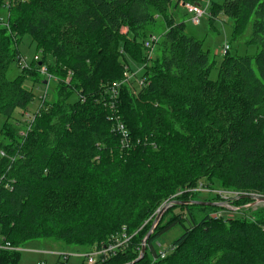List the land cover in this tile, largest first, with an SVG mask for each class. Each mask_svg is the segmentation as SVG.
I'll return each mask as SVG.
<instances>
[{
    "label": "trees",
    "instance_id": "1",
    "mask_svg": "<svg viewBox=\"0 0 264 264\" xmlns=\"http://www.w3.org/2000/svg\"><path fill=\"white\" fill-rule=\"evenodd\" d=\"M198 1L9 0L23 11V35L38 53L31 63L49 62L38 83L53 78L56 90L33 113L23 141L0 140L3 241L73 245L123 229L133 242L95 264H125L138 257L152 224L141 222L163 201L224 202L168 207L135 264H264V208L248 216L240 207L252 201L242 195L264 196V0L212 4L210 19L225 14L232 36L248 29L245 43L257 47L253 55L227 50L215 80L209 52L174 17L179 4ZM159 24L158 35H144ZM149 36L157 38L151 48L144 46ZM18 56L0 36L3 118L33 100L22 76L6 78ZM123 75L129 80L120 84ZM200 186L222 187L226 197L200 199ZM174 228L169 248L155 246ZM19 251L0 249V264H17Z\"/></svg>",
    "mask_w": 264,
    "mask_h": 264
},
{
    "label": "rangeland",
    "instance_id": "2",
    "mask_svg": "<svg viewBox=\"0 0 264 264\" xmlns=\"http://www.w3.org/2000/svg\"><path fill=\"white\" fill-rule=\"evenodd\" d=\"M2 1L0 0V3ZM223 0H199L198 5L201 9L204 10V14L200 17L198 24H193L191 18L193 13L189 11L184 6H178L175 12V19L178 22L183 23L184 32L201 42V48L204 51H208L211 59L213 60L212 67L209 71L208 77L211 80H215L217 77V70L219 62L223 57V47L228 45V53L231 55H253L257 51L255 45H248L245 43V39L248 36L249 30L241 34L240 36H232V21L228 16L223 13L217 15L216 18L210 19L209 11L212 4H221ZM14 5V4H13ZM23 11L17 9L16 7H10L9 0H4L2 7L0 9V36L2 37L4 45L7 47L9 53L15 58L18 56V61H12L6 71V78L13 79L17 76H22L21 85L31 90L33 94V100L27 105L26 110L20 108H14L10 117L3 118L0 115V140L3 143H17L18 141H23L27 133L30 123L32 125L36 122L34 119L33 113L40 111L42 106L46 101H53L55 97L56 88L55 80L50 78L48 85L38 83L43 78V73H45V68L50 66L48 60L45 62L42 68H36L35 63H31L33 56L38 54L35 50V45L29 34L25 33L23 35L22 21ZM153 31L155 35H158L159 32L163 31V25L159 24L156 28H149L144 31V35ZM125 29L122 30L124 32ZM130 68L133 72L139 74L141 68L139 64L133 63L129 60ZM24 70V71H23ZM126 77V76H125ZM118 78V77H117ZM115 79V82L118 79ZM69 80V78H67ZM126 80H129L128 76L120 82L123 84ZM70 81V80H69ZM48 88V90H47ZM43 114H46L44 112ZM55 121V120H54ZM35 125V124H34ZM55 133H53V127H47L46 138L50 142L54 138ZM222 187H217L215 189H210L209 187H198L202 193L198 195L200 199L207 198L214 194L220 195L222 198L226 197L225 190H221ZM195 190V189H194ZM230 192V191H229ZM210 194V195H209ZM168 201H163L160 206L154 209L153 213L148 217V219L143 220L141 223L144 226L147 222H153L158 210ZM229 210H235L237 207L230 206ZM250 209V212L246 211V215L257 209L264 208V204L252 205L250 202L240 206ZM175 214H185L184 211L180 209L174 210ZM218 214V213H217ZM223 214L226 217H233L231 211H224ZM1 231V230H0ZM116 234H107L103 236L101 240L96 241H86L74 243L73 245H66L63 242L53 241L52 239H31L27 240L20 247L19 251V260L17 264H88L86 258L82 254H86L90 251H95L103 243H112L114 244L116 237L123 239L124 243L118 245V247H126L133 242L131 240V234L126 233L123 229L116 230ZM129 235V236H128ZM179 235L178 229H172L170 232L161 236L159 241L155 243V246H162L163 249L169 248L168 245L171 243L176 236ZM130 239V240H129ZM133 239V238H132ZM0 240H3L0 235ZM13 241L15 244L22 241L18 237L14 238ZM70 244V243H69ZM171 248V247H170ZM82 253V254H81ZM58 254L68 255V259L64 260L62 256Z\"/></svg>",
    "mask_w": 264,
    "mask_h": 264
},
{
    "label": "built area",
    "instance_id": "3",
    "mask_svg": "<svg viewBox=\"0 0 264 264\" xmlns=\"http://www.w3.org/2000/svg\"><path fill=\"white\" fill-rule=\"evenodd\" d=\"M184 7H186L189 11L193 13V17L191 18V22L193 24H198L200 17L204 14V10L201 9V7L198 4H182ZM157 38L155 36H149L147 40L144 42V46L151 48L153 42H155ZM229 46L224 45L223 47V53H225L228 50ZM37 59V56L34 57ZM119 128H122L121 125H119ZM113 243V242H112ZM112 243H106L101 246H99L95 251H90L86 254H83V256L86 258V261L88 264H95L97 261H104L109 256H112L116 254L117 246L124 243L123 239H119L116 237L114 244ZM0 249H10V250H20V248L13 247L10 245L8 241H0ZM58 256H62L64 260L68 259V255L66 254H58Z\"/></svg>",
    "mask_w": 264,
    "mask_h": 264
},
{
    "label": "water",
    "instance_id": "4",
    "mask_svg": "<svg viewBox=\"0 0 264 264\" xmlns=\"http://www.w3.org/2000/svg\"><path fill=\"white\" fill-rule=\"evenodd\" d=\"M240 197H247L250 198L252 201L250 202L251 206L252 205H257V204H264V196L262 195H242ZM171 205H206V206H229L226 205L224 202H208V201H200V200H185V201H179V200H174V201H170L166 204H164L157 212L150 229L148 230V232L146 233L145 237L142 239L141 241V249H140V253L138 255L137 258H135L134 260H132L131 262L125 263V264H135L136 262H138L144 255L145 252V243L147 238L150 236V234L153 232L154 228L156 227V225L158 224L162 214L164 213V211L170 207Z\"/></svg>",
    "mask_w": 264,
    "mask_h": 264
},
{
    "label": "crops",
    "instance_id": "5",
    "mask_svg": "<svg viewBox=\"0 0 264 264\" xmlns=\"http://www.w3.org/2000/svg\"><path fill=\"white\" fill-rule=\"evenodd\" d=\"M179 6H183L182 4H179Z\"/></svg>",
    "mask_w": 264,
    "mask_h": 264
}]
</instances>
